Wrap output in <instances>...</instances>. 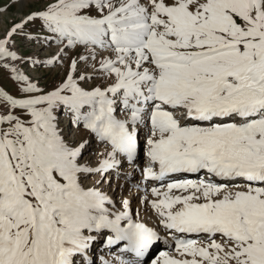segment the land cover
Masks as SVG:
<instances>
[{
	"label": "snow or ice",
	"instance_id": "1",
	"mask_svg": "<svg viewBox=\"0 0 264 264\" xmlns=\"http://www.w3.org/2000/svg\"><path fill=\"white\" fill-rule=\"evenodd\" d=\"M13 2L0 61L23 95L0 88V264H95L99 235L132 256L102 264H141L160 233L101 188L141 147L158 182L143 203L171 247L151 264H264V0ZM17 36L57 50L20 56ZM25 60L67 64L44 89ZM61 114L104 145L95 163Z\"/></svg>",
	"mask_w": 264,
	"mask_h": 264
},
{
	"label": "rangeland",
	"instance_id": "2",
	"mask_svg": "<svg viewBox=\"0 0 264 264\" xmlns=\"http://www.w3.org/2000/svg\"><path fill=\"white\" fill-rule=\"evenodd\" d=\"M33 6L35 5L32 3L28 4V7H33ZM24 11H27V7L24 9ZM22 14L23 12L19 9L18 3L13 2V0H0V35L3 34V32L11 25L13 21L19 20ZM40 35L43 36V33H40ZM13 50L17 51L18 55L20 56L32 57L33 59L44 61L56 52L57 45L53 43L51 46H47L42 42L38 43L36 40L29 41L27 39H22L21 37L17 36L15 38V45L13 46ZM66 64H67V60H65L63 65H57L55 67H51V66H46L43 63L39 65H34L31 62V60H25L22 62H17L16 66L21 72L30 76L34 82H38L41 88L50 89L54 85L58 84L60 80L63 78ZM99 82L100 81L98 79L92 80L89 81L88 85L86 86H91ZM0 88L8 91L10 94L16 96L17 98L23 95L18 91V85L11 78L9 69L3 67L2 61H0ZM3 110H4L3 102L0 101V112H2ZM67 118L68 117L63 114H61L60 116V127L63 129L65 138L69 142L72 141L79 142L83 138H89L90 144L85 149L81 162L90 161L92 163H95L97 158L96 154L99 153L100 151H104L103 145L99 143L98 144L93 143L92 138L89 137L87 133L83 134L82 133L83 131H78L75 128H73L71 125L69 126L70 123H68ZM73 133H76L75 137ZM133 171L135 172L134 169ZM141 176L142 175H137V173L133 174L132 171H129L127 173H124V176L121 177V180L125 177H132L130 183L123 182L126 184L125 185L126 187H117V185H119L120 183L114 184V181L116 180H114L113 177L111 188H109L107 185H103L101 186V188L103 191L107 192L109 196L113 198L116 205V209H119L121 207L120 201L122 198H128L131 202V208L134 218L136 217L135 212L139 210V215L141 214L146 215L144 220L154 219L156 221L158 220V217L156 219V217L154 216L155 214H153V212H148L145 210L144 207H142L145 204L143 203L144 197L145 196H148L149 198L152 197L151 194L150 196L147 194H141V188L143 187V185H141L142 181L140 180ZM144 184L146 185V182H144ZM91 185H92L91 178L85 181V186H91ZM147 209L150 211L149 207ZM138 218H142V217H138ZM100 244H101V240L96 243V245H100ZM96 245L94 247H96ZM151 251L152 249L150 250V252ZM157 252L158 251L156 252L152 251L150 256L142 264H151L153 260L152 258L157 254ZM94 254L97 256V259H99L100 253L96 252Z\"/></svg>",
	"mask_w": 264,
	"mask_h": 264
},
{
	"label": "bare ground",
	"instance_id": "3",
	"mask_svg": "<svg viewBox=\"0 0 264 264\" xmlns=\"http://www.w3.org/2000/svg\"><path fill=\"white\" fill-rule=\"evenodd\" d=\"M73 132H74V130H73ZM77 132H78V131H77ZM80 133H81V132H80ZM82 133L85 134V132H82ZM73 134H74V137H75V134H76V133H73ZM96 142H97V141H96ZM100 152H102V151H100ZM138 165H139V164H138ZM144 167H145V166H142V167L140 166V169H143ZM137 168H138V166H136V167L134 168L135 172H136ZM131 169H132V171H133V167H132V165H131ZM114 178H115V177H114ZM192 179H196V178H192ZM114 180H116V181H114V184H116V183H120L119 185H120L121 187H126V186H125L126 184L123 183L124 181L121 180L120 177L117 178V179L115 178ZM117 180H118V181H117ZM143 184H144V183H143ZM151 184H153V183H151ZM155 186H158V185H155ZM146 187H147V189H148V187H149V184H148L147 182H146ZM126 189H127V188H126ZM149 192H150V189H149ZM150 194H151V192H150ZM130 206H131V205H130ZM142 207H144L146 211H148V212H152L151 209H150V207L147 206L146 204H144ZM142 207H141V208H142ZM148 207H149L150 211L147 209ZM137 208H138V207H137ZM145 210H144V212H145ZM135 214H136V212H135ZM144 214H146V213H144ZM153 214H154V213H153ZM154 216H155L156 219H157V216H156V215H154ZM139 217H142V218H138V217L136 216L135 218L133 217V219H141V220H144L145 217H146V215L141 214V215H139ZM147 218H148V217H147ZM145 221H146L147 223H149L151 226L154 225L153 222L150 221L149 219H147V220H145ZM155 222H156V223H155V224H156L155 226H156L157 228L164 230V229L162 228V226H160V225L158 224V220H156ZM152 224H153V225H152ZM99 236H100V235H99ZM99 236H97V239H96V240L99 239ZM105 241H106V240H105ZM94 243H95V241H94ZM105 244H106V243H105ZM163 246H167V245H161L160 247H163ZM107 247H108V246H107V244H106V245H105V248H104L105 251H107V249H106ZM169 247H170V246H169ZM169 247H165V248L163 247L164 249H162V251H169V250H168ZM152 250H153V249H152ZM162 251H161V252H162ZM89 252H90V251H89ZM151 252H152V251H151ZM161 252H160V253H161ZM160 253H159V254H160ZM157 256H158V255H157ZM157 256L155 257V259L157 258ZM108 258H109V257H108V253H106V258H105V259H108ZM93 261H94V260H93Z\"/></svg>",
	"mask_w": 264,
	"mask_h": 264
}]
</instances>
